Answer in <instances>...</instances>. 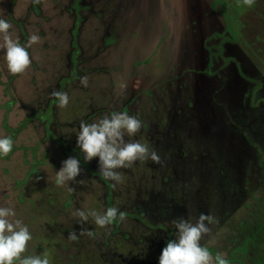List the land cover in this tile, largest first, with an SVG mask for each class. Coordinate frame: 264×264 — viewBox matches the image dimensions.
<instances>
[{
    "label": "rangeland",
    "instance_id": "rangeland-1",
    "mask_svg": "<svg viewBox=\"0 0 264 264\" xmlns=\"http://www.w3.org/2000/svg\"><path fill=\"white\" fill-rule=\"evenodd\" d=\"M65 1L40 0L38 8L34 0H0V19L10 24L7 35L11 39L23 46L31 35L39 37L27 48L30 64L24 71L10 74L4 60V34L0 33V137L8 136L13 142L12 150L0 156V206L11 207L15 218L21 219L32 235L21 253L22 257L46 254L49 264H157L160 248L173 238L171 222L179 215L173 204L174 189L180 192L179 189L185 188L179 180L175 179V185L169 182L165 186L167 190H164L161 170L150 167L149 164L157 163L148 159L116 169L120 179L113 181L101 174L96 158L87 162L80 152L77 155L81 161L98 171L105 182L89 175L82 167L74 180L63 185L55 183V176L61 162L68 156H75L71 150L77 148L75 134L79 121L85 119L84 115L90 119L91 109L100 105L113 111L124 103L121 109L125 110V100L131 104L140 91L155 96L157 86L167 78L177 76L180 73L178 67L182 64L175 61L174 66L175 62L168 58V63L157 68L156 64L160 65L159 61L165 60L164 55L158 52H165L163 42L166 37L159 40L149 37L145 45L140 43L141 38L136 37L138 41L129 47V53L139 54L147 60L145 65H138V77L132 78L137 91L131 95L130 90H125L128 86L130 88L129 77L124 76L129 57H120L118 48H114L120 44L117 39L104 36L105 50L98 52L94 50L100 36H95L92 39L97 43L91 52L83 32L80 35V45L84 50L78 63L79 75L72 81L61 83L69 68L70 36L67 30L71 18L63 10ZM183 1L187 6L183 10L185 14L189 12L188 7L196 5V0ZM202 1L211 6L213 15L222 24L237 32L235 46L247 54L252 65L247 71L251 73L253 67L264 75V0H251L250 3L245 0ZM84 5L91 8L95 2L85 0ZM92 12L95 11L91 9ZM117 30L120 32V28ZM200 32L202 34L204 30ZM201 34L192 36L195 41L187 48L184 45H188L189 37L172 38V47L176 53L187 57L190 47L195 46L203 52L201 47L205 37ZM90 42L93 40L88 44ZM152 56V60L148 59ZM124 61L127 62L122 64ZM155 67L160 70L158 73L153 72ZM82 78L86 83L81 82ZM56 92L67 94V105L59 106ZM260 96H264V86ZM112 97L117 99L111 102ZM42 114H54L53 119L46 117L47 121L43 123ZM101 118L94 116L87 122ZM13 129L17 130L13 132ZM130 139L150 147L149 140L139 132ZM228 141L232 151L227 155L229 159L237 160L239 155H244V151L238 153L237 148L232 149L233 145L238 146L237 141L232 137ZM173 151L160 149L157 154L162 157V154L167 156ZM245 151L247 157L252 156ZM212 189L209 188L208 192L213 193ZM150 200H153L152 205ZM232 202L233 199L229 207L215 214L218 219L202 235L201 246L210 253L212 264H216L218 254L226 264H264V173L253 186L244 187L236 203ZM106 203L108 208L118 210L117 217L110 223L100 227L95 225L92 217L78 223L77 210H94L103 214ZM190 208L195 209L193 206ZM129 214L145 216L147 221L157 224L161 222L168 235L157 233L156 227L146 228ZM73 232L77 236L74 240L69 238V233ZM14 264L18 262L14 261Z\"/></svg>",
    "mask_w": 264,
    "mask_h": 264
},
{
    "label": "flooded vegetation",
    "instance_id": "flooded-vegetation-1",
    "mask_svg": "<svg viewBox=\"0 0 264 264\" xmlns=\"http://www.w3.org/2000/svg\"><path fill=\"white\" fill-rule=\"evenodd\" d=\"M34 1L39 8L40 0ZM94 2L95 5L91 8L85 7V0L64 2L63 10L71 18V22L67 30L70 36L69 68L61 83L72 81L79 75L78 63L84 50L80 45V35L84 32V41L87 47L91 48V52L97 43L92 38L100 36V42L94 51L101 52L106 47L104 36L109 35L120 43L114 47L118 48L120 57L122 59L129 57L125 66L128 70L124 76L130 78V80L128 78L130 88L128 86L125 90H130L133 95L137 90L134 88L132 78L138 77V65H145L147 59L144 56L139 57L136 53L130 54L129 47L138 41L136 37L141 38L142 45L149 42V37H154L155 40L166 37L163 42L164 51L173 55L160 50L158 53L163 54L165 60L159 61L161 64H156V67L168 63V58L182 65L178 67L180 73L176 74L177 76L167 78L163 84L157 86V96L140 91L132 99L131 104L128 103V99L125 100L127 103L125 110L121 109L124 103L113 111L107 106L100 105L91 109L90 119L86 118L87 115H84L83 119L85 118L84 122H87L94 116L103 117L116 111L127 112L137 117L141 121L138 132L149 140L150 150L157 153L160 149L174 150L167 156L162 154L157 165L152 163L149 165L161 170L164 190H167L165 186L169 182L175 185L177 183L175 179L185 187L179 189L180 192L174 189L173 204L176 205L177 215L179 213L175 219L185 217L195 223L196 218L205 213L213 217L208 226L213 225L216 218L218 219V215L215 214L229 207L230 200L233 199L232 203H236L238 196L244 192V187L253 186L259 180L260 174L264 173V96L259 97L264 86V75L253 67L251 73L247 71L252 65L247 54L241 53L235 46L237 32L222 24L205 1L196 0V5L188 7L189 12L186 14L183 10L187 6L183 0H94ZM91 9L95 12L91 13ZM118 28L120 32H117ZM202 30L204 32L201 34ZM200 34L205 37L201 47L203 52L195 46L190 47L187 57L176 53L172 47V38L178 37L180 40V37H189L188 45H184L187 48L195 41L192 36L199 37ZM90 40L93 42L88 44ZM110 45L114 46L113 43ZM169 46L171 48H168ZM148 59L152 60L153 56ZM156 67L154 73L160 71L156 70ZM168 67L172 68L173 64L172 67L170 65ZM116 99L117 97H112L110 101ZM49 102L51 103V100L46 104ZM52 115L42 114L40 118L44 119L45 123L48 117L53 119ZM231 137L238 145H233L232 149L237 148L238 153L244 151V155H239L237 160L233 158L231 160L227 156L232 152L228 141ZM245 149L252 156L247 157ZM71 151L74 155L79 154L78 148ZM77 156L81 161L80 155ZM80 164L89 175L106 181L89 164L82 161ZM209 188H213L211 190L213 193L208 192ZM150 201L152 205L153 200ZM192 206L195 209H191ZM129 216H133V219L146 228L156 227L157 233L168 235L161 222L157 224L147 221L145 216L135 214Z\"/></svg>",
    "mask_w": 264,
    "mask_h": 264
},
{
    "label": "clouds",
    "instance_id": "clouds-1",
    "mask_svg": "<svg viewBox=\"0 0 264 264\" xmlns=\"http://www.w3.org/2000/svg\"><path fill=\"white\" fill-rule=\"evenodd\" d=\"M250 3L251 0H245ZM10 24L7 20L0 19V33L3 35L4 60L10 74H17L30 64L27 48L38 41L35 34L29 37L27 44L21 45L8 35ZM82 83L86 79L82 78ZM59 106L68 103L66 93L56 92ZM141 128V121L127 112H112L93 122L81 121L76 132V147L83 154L87 162L96 158L101 174L113 181H119L120 176L115 171L127 167L137 160H148L158 163L160 157L155 150H150L145 143L133 141V137ZM125 137L129 139L126 140ZM13 147L10 137H0V156L7 155ZM81 172L80 160L75 156H68L61 162L56 170L55 183L63 185L74 180ZM118 210L115 207L106 209L103 214L94 210H77L79 222L87 221L92 217L95 225L104 227L117 217ZM15 211L11 207L0 206V264H49V258L43 256H21L26 244L32 239L28 226L21 219L15 218ZM122 218V217H121ZM213 217L210 214L201 213L196 222L191 219L179 217L172 220L174 228L173 238L166 241L157 257V264H212V257L208 250L201 246L202 235L209 231L208 222ZM70 239H76V234L69 233ZM216 264H226L219 254Z\"/></svg>",
    "mask_w": 264,
    "mask_h": 264
},
{
    "label": "trees",
    "instance_id": "trees-1",
    "mask_svg": "<svg viewBox=\"0 0 264 264\" xmlns=\"http://www.w3.org/2000/svg\"><path fill=\"white\" fill-rule=\"evenodd\" d=\"M17 129H13L12 131L15 132Z\"/></svg>",
    "mask_w": 264,
    "mask_h": 264
}]
</instances>
